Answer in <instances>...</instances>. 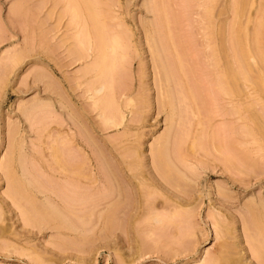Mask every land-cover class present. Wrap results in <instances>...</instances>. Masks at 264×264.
Wrapping results in <instances>:
<instances>
[{
  "label": "rangeland",
  "instance_id": "obj_1",
  "mask_svg": "<svg viewBox=\"0 0 264 264\" xmlns=\"http://www.w3.org/2000/svg\"><path fill=\"white\" fill-rule=\"evenodd\" d=\"M263 207L264 0H0V264H264Z\"/></svg>",
  "mask_w": 264,
  "mask_h": 264
},
{
  "label": "bare ground",
  "instance_id": "obj_2",
  "mask_svg": "<svg viewBox=\"0 0 264 264\" xmlns=\"http://www.w3.org/2000/svg\"><path fill=\"white\" fill-rule=\"evenodd\" d=\"M116 37H117V36H116ZM113 38H114V37H113ZM116 39H118V38H116ZM117 42H118V41H117ZM120 42H121V41H120ZM114 43H116L115 40H114ZM114 43H113V44H114ZM118 44H120V43H118ZM114 46H115V45H114ZM116 46H117V45H116ZM116 46H115V48H116ZM153 49H155V48H153ZM157 49H158V48H157ZM157 52H158V51H157ZM19 60H20V59H19ZM105 85H106V83H105ZM106 87H107V86H106ZM103 88H104V87H103V84H102V87H100V89H99V88L96 89V90H97V93H99L98 91L101 92V90H102ZM98 89H99V90H98ZM103 91H104V90H103ZM172 96H173V95H172ZM169 98H171V97H169ZM173 98H174V96H173ZM172 101H174V100H171L170 102L173 103ZM170 102H169V103H170ZM172 108H173V107H172ZM25 112H26V110H25ZM26 113H27V112H26ZM28 113H29V109H28ZM105 118H106V117H105ZM114 118H115V117H114ZM109 119H110V117H109ZM109 119H107L106 121H108ZM110 121H111V123H110V122H106V123H110V124H112L113 122H115V120L113 121V119H112V120L110 119ZM116 124H117V123H116ZM113 125H114V124H113ZM165 147H166V146H165ZM162 150H163V149H161L160 151H162ZM164 150H165V149H164ZM160 151H159V152H160ZM166 151H167V147H166L165 153H166ZM160 153H161V152H160ZM165 153H164V154H165ZM166 154H167V153H166ZM169 155H170V154H169ZM159 156H160L161 158H164L163 154H159ZM169 157H170V156H169ZM165 159H167V158H165ZM165 159H164V160H165ZM1 160H2V159H1ZM167 160H168V159H167ZM22 163H23V162H22ZM25 175H26V174H25ZM27 179H28V178H27ZM29 179H30V178H29ZM29 179H28V180H29ZM22 183L24 184V181H23ZM12 184H14V183H12ZM17 184H18V183H17ZM19 184H20V183H19ZM30 184H31V182H30ZM16 186H17V185H16ZM23 186H24V185H23ZM13 187H14V186H13ZM13 187H12V188H13ZM17 187H19V186H17ZM38 188H39V187H38ZM14 189H17V188H14ZM10 190H11V189H10ZM18 190H19V189H18ZM18 190H17V192H18ZM21 190L23 191V189H21ZM21 190H20V191H21ZM39 190H40V189H39ZM13 192H14V191H13ZM19 193H20V192H19ZM38 193H40V191H38ZM41 193H42V190H41ZM16 194H17V193H16ZM20 194H21V193H20ZM20 194H18V195H20ZM118 194L120 195V193H118ZM14 195H15V194H14ZM46 196H47V195H46ZM46 196H45V198H46ZM48 197H49V196H48ZM13 198H14V199H17V198H15V197H13ZM13 198H12V199H13ZM28 199H29V197H28ZM46 199H47V198H46ZM12 201H14V200H12ZM47 201H48V199H47ZM62 201H63V200H62ZM48 202H49V201H48ZM63 202H64V201H63ZM13 203H14V202H13ZM31 204H32V203H31ZM49 204H50V203H49ZM53 204H55V203H53ZM57 204H58V203H57ZM67 204H68V203H67ZM67 204H66V205H67ZM50 205H51V204H50ZM60 205H61V204H60ZM67 206H68V205H67ZM57 207H58V205H57ZM60 207H61V206H60ZM60 207H58L59 210H61ZM68 207H69V206H68ZM65 208H66V207H65ZM69 209H70V208H69ZM263 209H264V207H263ZM63 210H64V209H63ZM63 210H61V211L63 212ZM52 211H54V210H52ZM65 211H66V210H65ZM68 211H69V210H68ZM70 211H71V210H70ZM70 211H69V212H70ZM25 212H26V211H25ZM263 212H264V211H263ZM58 213H59V211H58ZM28 214H29V213H28ZM28 214L26 213L25 216H27ZM54 214H57V213H54ZM60 214H61V217H66L68 213H65V212H64V214H65L66 216H64L61 212H60ZM62 215H63V216H62ZM260 215H261V214H260ZM29 216H30V214H29ZM29 216H28V217H29ZM263 216H264V215H263ZM58 217H59V218H58V220H59V219L61 218V217L59 216V214H58ZM29 218H30V217H29ZM31 218H32V217H31ZM33 218H34V217H33ZM26 219H27V218H26ZM55 219H56V218H55ZM62 219L64 220V218H62ZM67 219H69V216H68ZM256 219H257V218H256ZM261 219H262V218H261ZM259 220H260V219H259ZM262 220H263V219H262ZM29 221H30V220H29ZM68 221H69V220H68ZM62 222H63V223H67L66 226H68V222H67L66 219H65V222H64V221H62ZM62 222H60V223H62ZM71 222H72V221H71ZM71 222H70V223H71ZM70 223H69V224H70ZM254 223H255V222H254ZM255 224H256V223H255ZM70 225H72V224H70ZM256 225H257V227H258L259 223L256 224ZM259 226H260V225H259ZM64 227H65V225H64ZM64 227H63V228H64ZM69 227H70V226H69ZM63 228H62V229H63ZM259 229H260V228H259ZM208 254H209V253H208ZM215 256H216V255H215ZM222 256H223V255H222ZM217 258H218V257L216 256V259H217ZM204 259H205V258H204ZM211 259H212V257H211ZM211 259H210V256H209V261H208L209 264H210L211 262H213L212 264H214V262L216 261L215 258H213L212 260H211ZM219 259H221V258H219ZM221 260H222V259H221ZM204 261H205V260H204ZM210 261H211V262H210ZM202 262H203V261H202ZM215 263H216V262H215ZM220 263H221V262H219V264H220ZM216 264H217V263H216Z\"/></svg>",
  "mask_w": 264,
  "mask_h": 264
}]
</instances>
